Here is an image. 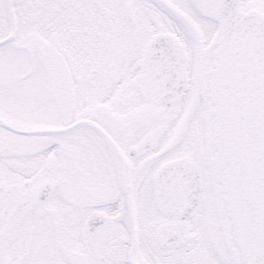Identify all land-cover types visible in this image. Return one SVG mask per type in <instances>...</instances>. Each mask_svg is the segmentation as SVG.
<instances>
[{"label":"snow or ice","instance_id":"6c2138e0","mask_svg":"<svg viewBox=\"0 0 264 264\" xmlns=\"http://www.w3.org/2000/svg\"><path fill=\"white\" fill-rule=\"evenodd\" d=\"M0 264H264V0H0Z\"/></svg>","mask_w":264,"mask_h":264}]
</instances>
